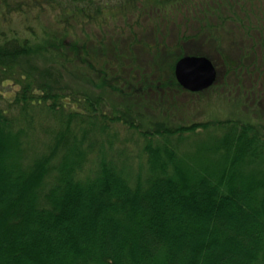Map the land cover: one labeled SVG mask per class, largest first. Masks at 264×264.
Returning a JSON list of instances; mask_svg holds the SVG:
<instances>
[{
  "label": "trees",
  "instance_id": "trees-1",
  "mask_svg": "<svg viewBox=\"0 0 264 264\" xmlns=\"http://www.w3.org/2000/svg\"><path fill=\"white\" fill-rule=\"evenodd\" d=\"M3 1L38 28L0 30V264H264V79L244 62L262 27L242 4ZM185 54L217 82L180 84Z\"/></svg>",
  "mask_w": 264,
  "mask_h": 264
},
{
  "label": "rangeland",
  "instance_id": "rangeland-1",
  "mask_svg": "<svg viewBox=\"0 0 264 264\" xmlns=\"http://www.w3.org/2000/svg\"><path fill=\"white\" fill-rule=\"evenodd\" d=\"M43 1V0H42ZM98 1V0H96ZM102 1L103 3H107L109 5H120L123 4L124 0H99ZM18 1H15V3L13 5H11V3L3 1L0 2V30L1 31H7L11 28L16 27L17 25L21 24V23H26L29 27H33L35 29L38 28V23L36 19H31L29 21H23L22 17L19 16L20 12H18V10H16L15 12V5ZM238 2H240L242 4V8H235L237 15L239 16V18H241L243 21H245V24H249L251 21H254L255 25H259L262 27L260 33L258 34L257 31H253L252 37L249 36V42H250V47H251V51L250 54L244 58V62L247 63V65H252V68L254 73L249 74V76L247 77V81L249 83V85L251 86V88L256 87V86H260V89L262 87V81L264 79V74L262 72H260V67L264 68V0H238ZM128 4V2H125ZM82 4V3H81ZM94 4L90 5L89 7L92 8ZM1 7L5 8L4 13H2V9ZM45 12V11H44ZM16 13V15H14ZM39 14V13H38ZM43 14V13H42ZM41 14V15H42ZM187 14V13H186ZM182 19L183 17V12L181 14ZM182 19L179 21V23H181ZM172 20L175 21V18H172ZM180 29L182 30V25H180ZM242 60V59H241ZM257 68V71L255 72V69ZM243 70L245 68H242ZM2 74L3 71L0 68V105L2 107H8L9 105V100L13 99V97L16 96V90H15V86L9 84V82H2ZM5 78L10 77V72L7 70L4 74ZM218 79V73H217V77H216V81L212 84H215L217 82ZM209 88V87H207ZM205 88V89H207ZM222 89V88H221ZM142 90V89H141ZM204 90V89H203ZM203 90H197V91H203ZM195 91V90H192ZM211 91V90H210ZM142 92V91H140ZM218 92L216 91H211V94L213 97L209 98V95L207 98V101H213L214 98L217 99H221L223 96V94L225 93L222 89V95L218 96V97H214L217 95ZM219 94V93H218ZM255 95V94H253ZM206 96V95H204ZM219 104V103H218ZM218 104H215L217 111H219L220 113L218 114V117H224V116H229L230 110L229 109H224L222 108V106H218ZM206 105V101L203 100V102L198 106V110H195L192 113H189L185 120L188 119H196L197 121H202V120H206L209 119L208 117V111L209 108L206 109L205 108ZM223 106H225V104L223 103ZM182 116V114H181ZM256 118L261 119L262 118L255 113L254 115ZM225 117V118H227ZM184 120V119H183ZM126 134H123V137H125ZM191 141H189L188 146L190 147Z\"/></svg>",
  "mask_w": 264,
  "mask_h": 264
},
{
  "label": "water",
  "instance_id": "water-1",
  "mask_svg": "<svg viewBox=\"0 0 264 264\" xmlns=\"http://www.w3.org/2000/svg\"><path fill=\"white\" fill-rule=\"evenodd\" d=\"M217 68L212 60L201 55H185L175 66L179 82L190 90H203L216 81Z\"/></svg>",
  "mask_w": 264,
  "mask_h": 264
}]
</instances>
